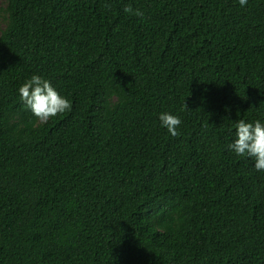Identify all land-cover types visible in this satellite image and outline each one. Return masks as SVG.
I'll return each instance as SVG.
<instances>
[{"label": "trees", "instance_id": "trees-1", "mask_svg": "<svg viewBox=\"0 0 264 264\" xmlns=\"http://www.w3.org/2000/svg\"><path fill=\"white\" fill-rule=\"evenodd\" d=\"M0 12V264H264V171L227 147L264 124V0ZM33 75L70 110L37 119Z\"/></svg>", "mask_w": 264, "mask_h": 264}, {"label": "clouds", "instance_id": "clouds-1", "mask_svg": "<svg viewBox=\"0 0 264 264\" xmlns=\"http://www.w3.org/2000/svg\"><path fill=\"white\" fill-rule=\"evenodd\" d=\"M241 7L247 4V0H238ZM125 13L139 17L143 16L140 10L134 11L131 6L124 7ZM22 103L39 120L47 122L52 117L70 110V102L62 97L51 83L38 75L31 76L18 89ZM185 109L186 105L184 104ZM161 127L175 137L179 135L177 128L181 120L172 114L162 113L159 115ZM235 139L228 144V150L237 156H247L254 160V167L257 171H264V124L259 120L247 123L240 119L234 125Z\"/></svg>", "mask_w": 264, "mask_h": 264}, {"label": "rangeland", "instance_id": "rangeland-1", "mask_svg": "<svg viewBox=\"0 0 264 264\" xmlns=\"http://www.w3.org/2000/svg\"><path fill=\"white\" fill-rule=\"evenodd\" d=\"M4 1L5 0H0V9L3 8ZM3 25H4V23H3V20H2V13L0 12V30L2 29Z\"/></svg>", "mask_w": 264, "mask_h": 264}]
</instances>
